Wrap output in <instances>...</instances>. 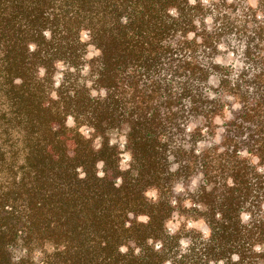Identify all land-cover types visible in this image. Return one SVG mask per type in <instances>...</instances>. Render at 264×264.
I'll return each instance as SVG.
<instances>
[{
  "label": "trees",
  "instance_id": "trees-1",
  "mask_svg": "<svg viewBox=\"0 0 264 264\" xmlns=\"http://www.w3.org/2000/svg\"><path fill=\"white\" fill-rule=\"evenodd\" d=\"M0 264H264V0H0Z\"/></svg>",
  "mask_w": 264,
  "mask_h": 264
},
{
  "label": "rangeland",
  "instance_id": "rangeland-1",
  "mask_svg": "<svg viewBox=\"0 0 264 264\" xmlns=\"http://www.w3.org/2000/svg\"><path fill=\"white\" fill-rule=\"evenodd\" d=\"M250 3L252 5H255V0H250ZM223 51V50H222ZM222 58L220 59L221 63H231L233 65H235L236 68H239L240 67V63L238 61V59L235 58V56L233 55H227V54H224L221 56ZM61 75L60 74H57L55 76V81H59L61 78ZM70 123V122H69ZM71 125V124H70ZM127 159V158H126ZM180 221H176L174 223H170L168 226H169V229L171 230V232H173L175 229H177V227L180 225Z\"/></svg>",
  "mask_w": 264,
  "mask_h": 264
},
{
  "label": "clouds",
  "instance_id": "clouds-1",
  "mask_svg": "<svg viewBox=\"0 0 264 264\" xmlns=\"http://www.w3.org/2000/svg\"><path fill=\"white\" fill-rule=\"evenodd\" d=\"M190 3L194 5V4L196 3V0H190ZM204 3L207 4V3H208V0H204ZM171 14H172V15H176V12L173 10ZM48 35H49V33L46 32V33H45V36H48ZM31 50L34 51V50H35V46H32V49H31ZM80 178L83 179L84 176H81ZM244 219L246 220V219H248V217L245 216ZM191 226H194V225H190V227H191ZM199 226L202 227L203 225H199ZM205 235H207V233H205ZM126 251H127L126 248H121V252H126ZM256 251H257V252L261 251V248H260V247H257V248H256ZM236 259H238V257H237Z\"/></svg>",
  "mask_w": 264,
  "mask_h": 264
}]
</instances>
